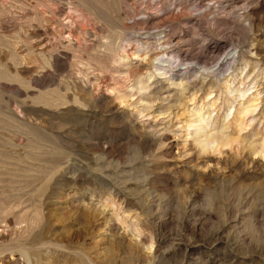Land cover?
I'll return each instance as SVG.
<instances>
[{
	"label": "rangeland",
	"instance_id": "obj_1",
	"mask_svg": "<svg viewBox=\"0 0 264 264\" xmlns=\"http://www.w3.org/2000/svg\"><path fill=\"white\" fill-rule=\"evenodd\" d=\"M0 190V264H264V0H0Z\"/></svg>",
	"mask_w": 264,
	"mask_h": 264
},
{
	"label": "bare ground",
	"instance_id": "obj_2",
	"mask_svg": "<svg viewBox=\"0 0 264 264\" xmlns=\"http://www.w3.org/2000/svg\"><path fill=\"white\" fill-rule=\"evenodd\" d=\"M163 47V46H161ZM138 48H141V50H138ZM135 53H133L131 57L133 58H139V51L142 52V50L145 49V47H138ZM163 49H165V47H163ZM123 50V49H122ZM125 52V51H124ZM123 52V53H124ZM166 54V53H165ZM129 56V55H128ZM119 58V57H118ZM157 60L156 63L151 62L152 67L154 69H163L164 67H169L170 64L167 60H161L159 58H155ZM131 61V60H130ZM127 62V61H126ZM150 62V61H149ZM166 62V65L160 64ZM149 65V64H148ZM164 67H163V66ZM127 70V68H126ZM163 71V70H162ZM167 71H164L163 73H166ZM160 73V72H159ZM149 75V74H148ZM140 78V77H139ZM170 78V77H169ZM242 82V81H241ZM240 82V83H241ZM171 83L174 84V82L172 81ZM138 87V90L140 91V99L139 100H145L148 101L150 99L148 93H145V89L148 85H143L142 82L140 80L137 81V83H135ZM176 85V84H175ZM179 85V84H178ZM226 85V84H225ZM238 85V84H237ZM224 86V85H223ZM222 86V87H223ZM135 87V86H134ZM181 87V86H180ZM233 91H236V95L237 98H240V102H239V106L240 108L237 107L236 110L232 111V108H234V106H232L231 104L228 105V108L225 110L226 112L223 115L222 121L219 123H216V121L214 119H218L219 116H213L211 114L213 107L215 106V101H217L216 98L215 100H212L210 103L206 104H201L198 107H194L193 109L190 110V115H189V119L188 122L186 124L187 128H190V132L192 133V139L193 142L195 144V146L197 147L198 151L201 154L204 153H209V152H216V151H220L222 147L226 146L231 137L230 135H228L227 133V129L230 125L229 120H230V115L233 114V117L236 114L241 115L240 119H235V121L238 120V124L237 127L238 129H241L243 123H244V119L246 118V116L248 114H251L256 107V101H257V95L255 94L252 97H249L248 99H245L246 96V89L240 88V87H236L234 86L232 88ZM229 91V90H228ZM224 93V91H223ZM210 94V93H209ZM207 94V95H209ZM183 95V94H182ZM225 97V96H224ZM236 98V97H235ZM236 100V99H235ZM203 103V102H202ZM138 104V103H137ZM142 106V105H141ZM188 107V106H187ZM230 107H232L230 109ZM237 116V115H236ZM240 142V141H239ZM256 151V150H255ZM207 154H204L203 157H205ZM5 188H3L4 190ZM8 190V187L6 188ZM5 189V190H6ZM10 189V188H9ZM1 191V190H0ZM8 198V197H7ZM1 204V203H0ZM6 205V204H5ZM7 209V208H6ZM104 209V208H103ZM103 211V210H102ZM2 212V211H0ZM1 218V217H0ZM9 219V217H8ZM16 223V222H15ZM5 224H8L7 222H5ZM69 238V237H67ZM7 246V245H6ZM11 246V245H10ZM2 252V251H1Z\"/></svg>",
	"mask_w": 264,
	"mask_h": 264
}]
</instances>
